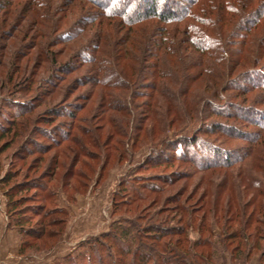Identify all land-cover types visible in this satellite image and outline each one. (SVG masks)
<instances>
[{"label":"rangeland","instance_id":"obj_1","mask_svg":"<svg viewBox=\"0 0 264 264\" xmlns=\"http://www.w3.org/2000/svg\"><path fill=\"white\" fill-rule=\"evenodd\" d=\"M20 1L23 0H12L7 11L0 10V124L4 126L7 125L5 119L13 118L14 116L10 115H14L16 107H18L15 105L16 107L13 109L7 107V104L10 101H15L14 104L25 102L27 105L31 102L29 98L37 94L38 91L36 84L27 85L30 87L29 90L26 89L27 91H22L18 85L17 88L14 87L19 73L23 72L26 75L31 73L32 79L36 77L37 80L39 77H47L52 71L49 72L50 69H48L50 60L53 58L58 61L69 59L76 49L78 50L89 43L92 44L91 36H95L101 31V27H104L98 24L102 20L99 19V16H96L97 19L91 26L84 23V18L87 15L89 17L92 16L93 11H99L96 5L87 0H33L35 2L33 10H27L21 6V3L19 5ZM89 10L93 11L89 12ZM103 19L104 22L105 20L110 22L107 29L113 30V33H117L116 35L122 33L118 32L121 27L124 28L123 32L126 31L127 25L123 23L119 27L114 25L115 22L120 24L119 20L106 17ZM153 22L172 32V24H159L155 20ZM229 31L224 28V33L227 34ZM63 32L73 35L68 39L60 40L59 36ZM157 34L159 35V31ZM253 34L235 33L234 37L219 41L222 43V47H225L219 52L220 58H223L224 61L229 59L227 51L230 53L235 49L256 47L258 42H255V45L251 42ZM41 51H44L42 55ZM161 55L166 54L161 52ZM42 56L46 57L43 59ZM48 57H50L48 62L43 61ZM233 57L240 58L238 55ZM252 57L249 58L252 59ZM170 60L171 57L166 61ZM215 64L213 59L209 60L210 69ZM126 66V70H130L129 65L126 64ZM89 67V65H82L74 69L73 73L64 75V79L60 80L56 87V92L48 94L43 103L37 105L38 107L34 109L33 113L36 114L38 128L30 126V133H23V138L16 136L15 142H12L9 136L2 140V142L9 141L13 144L1 154L4 169L9 168L13 161V164H16L14 168H22V172H30L31 176L38 177L42 172L48 171L47 163L51 162L52 154L60 148L55 147L50 140L43 138L40 128L48 126L47 128L51 130L52 134L59 136L62 134L60 129L68 128V122L71 121V119L62 116L57 118L53 124L43 122L41 116L44 115L43 109L46 104L48 106L49 103L60 100L61 103H71L73 106L77 103L82 104L77 110L76 120L72 124H83L80 118H86L83 125L86 128L94 129L97 133L96 142L93 140L90 143L84 130H80L82 131L80 135L87 147L85 152L79 154L73 171L74 173L75 171L84 172L87 176L85 183L80 174L73 173L67 179L62 178L64 168L61 167L58 168L52 179H50V175L42 177L44 181L51 180L49 187L54 188L57 192L55 196L58 198V206L66 208L68 211V220L63 236L54 247L52 246L53 248H50L46 242L39 247V251L33 249L24 254L18 252L20 233L17 228L6 227V197L0 190V264H66L69 261L68 257L73 259L83 250L82 242L110 230L113 219L121 218L135 220L136 223H145L148 213L158 212L168 194L170 196L175 194L176 215L168 225L180 226L179 233L175 236L180 249H192L203 253L215 264H264V256H261V245L264 244L262 233L264 228V90L249 91L236 90L235 88L223 91L226 94V101H221L223 104L234 102L233 104L243 107L261 109L263 120L260 119L261 124L257 123V125L217 118L223 123L234 124L238 129H241V132H244L242 137L244 139L231 138L224 134L207 135L202 133L200 128L206 126L205 122H212L216 118L213 116L206 120L204 117L208 115V108L210 109L207 98L210 97L211 92L208 89L209 86L199 79L195 82L197 86L194 94L197 98L196 102L191 100L190 104L193 109L199 110V115L203 116L202 120L200 119L198 122V118L192 120L184 133L177 135L169 132L165 136L161 131L163 120L159 116L156 118L153 112L145 111L147 107L144 106V103L151 93L150 89L146 87L147 83L143 82L142 86L145 87L135 88L136 93L133 92L132 95L129 91L122 89L124 86L122 83H117L115 88L107 87L106 89L99 84L87 83L81 86L73 84L79 83V79L85 75ZM15 68L17 71L13 73ZM131 72L132 70H130ZM11 76L14 78L11 79ZM70 84L72 89L76 88L74 86L77 88L70 89L72 91L65 94L64 91ZM93 89L94 97L86 100V93ZM108 93H111L112 98L124 102L129 113L127 119L125 118L122 122L126 132L125 137H122L124 143L121 150L125 151L123 157H120L116 150L112 151L115 141L121 140V138L115 137V135L107 136V130L110 128L107 122L111 115L118 119L119 123L124 118L120 111L104 109L106 106V103L103 102L104 97L111 98L110 95H107ZM230 96L231 99H229ZM101 102L103 104L100 105ZM160 102L162 101L160 100ZM160 102L157 100L155 103L157 107L153 108L157 112L165 111L164 104H160ZM194 114L190 111L188 117L192 118ZM99 116L100 118H98ZM170 116L172 114L169 115V118H171ZM97 124L100 127L95 129ZM151 124L153 129L150 130ZM57 128L60 131H57ZM72 132L77 134L76 128L72 129ZM197 134L199 138L207 142L208 146L205 147L201 144L195 146L193 150L196 154L194 156L189 153L183 160L174 155V147H172V151L165 150V148L173 146L172 144L181 138V135L192 137ZM27 136L28 139L23 144L22 141ZM105 138L109 142L108 146H104ZM161 139L164 142L163 146L165 145V152L162 150L164 155L160 158L168 156L172 161L157 167L150 162L151 157H154L150 156V153L155 148L162 146ZM17 141L20 142L16 143ZM32 141L37 144H31ZM27 143H30L28 146L34 149H38L41 145L44 147L48 143L49 147L45 148V153H36L21 161L14 155H18L20 152L25 153L23 148H18L21 144L27 146ZM218 149L230 159H219L218 161L219 157H211L213 151ZM107 152L110 154L108 155ZM40 156L43 158L37 163L36 160H40ZM134 174L150 176L151 178L147 177L145 181L163 186L164 190L159 193V197L154 193H149L148 198L138 199L133 204L124 205L113 211L115 200L118 202V200L127 197L124 195L126 191L120 190L123 187H120L119 181L128 180ZM168 176L172 177L171 183H163L164 178ZM146 189H143L142 192L144 190L146 192ZM34 192L36 191H30V196L24 201L25 205L28 204L26 206L35 208L44 202L48 208L53 205L42 199L43 191L41 189L38 191L37 199L33 197ZM172 205L174 206V203L171 202L164 204L168 208H165L163 213L168 212L169 206ZM29 213L33 221L39 218L36 213ZM95 263L94 260L92 263L76 262L75 264Z\"/></svg>","mask_w":264,"mask_h":264},{"label":"trees","instance_id":"obj_2","mask_svg":"<svg viewBox=\"0 0 264 264\" xmlns=\"http://www.w3.org/2000/svg\"><path fill=\"white\" fill-rule=\"evenodd\" d=\"M11 1L0 0V10H6ZM87 1L96 5L100 12L89 10V12L93 11L92 16L88 17L87 15L84 18V23L91 26L97 19L96 16H99V19L102 20L98 24L104 26L101 27L99 33L91 36L90 42L92 44L89 43L78 50L76 49L69 59L63 61H58L56 58L50 60V57L43 60L45 62L50 60L48 69H50L49 72L52 71L47 77H39L38 80L35 77V80L32 79L31 73L28 75L23 72L22 74L19 73L14 87L18 85L22 91H25L26 89L29 90L30 87L28 86L36 84L37 94L29 98L31 102L27 105L25 102L14 104L15 101H10L7 107L14 109L15 105L18 106L14 115H10L14 117L5 119L7 125L0 124V190L6 197L7 227L17 228L20 233L18 252L21 254L33 249L39 251V247L46 242L50 245V248L54 247L61 240L68 220V211L66 208L58 206V198L55 196L57 192L54 188L49 187L51 180L44 181L43 178L50 175V179H52L59 167L64 168L62 178L67 179L70 177L74 173L73 167L79 159V154L85 152L87 147L82 135H80L82 132L80 130H84L90 143L93 140L96 142L95 136L97 133L94 129L86 128L83 125L86 118H80L83 124H72L73 121L75 122L77 110L80 109L79 107L82 104L77 103L73 106L71 103H61L60 100L49 103L48 106L46 104L43 109L44 115L41 116V120L47 124H53L57 118L62 116L71 119L68 122L69 127L65 128L66 130L60 127V130H62L60 133L62 134L59 136L58 134H52L51 130L47 128L48 126L40 128L43 138L50 140L55 147H60L57 152L52 154L51 162L47 163V172H42L40 176L33 177L30 172H22V168H14L16 164H13V161L10 163L9 168L4 169L1 154L12 147V142L16 141V136L23 138V133L29 134L31 131L30 126L33 125L38 128L36 114L33 113L34 109L38 107L37 105L43 103L48 94L56 92L60 80L64 79V75L73 73L74 69L82 65L90 66L85 75L79 79V83H73L78 86L90 83L99 84L106 89L107 87L115 88L117 83H122L124 85L122 89L129 91L132 95L133 92L136 93L135 88L145 87L142 86L143 82L147 83L146 87L150 89L151 93L148 96L145 95L148 98L144 103V106L147 107L145 111L153 112L156 118L159 116L163 120L161 131L165 136L169 132L177 135L178 133H184V130L189 128L187 126L191 124L192 120H197V118V122L200 119L202 120V114L199 115V110L196 111L190 104L191 100L196 102L195 99L197 98L194 94L197 86L195 82L199 79H202L201 81L209 86L208 89L211 92L210 97L207 98L210 109L208 108V115L204 117L206 120L213 116L216 118L212 122L204 123L206 126L200 128L202 133L207 135L224 134L227 137L244 139L242 138L244 132H241V129H238L234 124L223 123L217 118L247 122L251 125L261 124L259 120H263L261 109L257 107H243L233 104L234 102L223 104L221 101H226L224 90L235 88L236 90L249 91L254 89L264 90V0ZM20 3L27 10H33L32 7L35 2L33 0H23L19 2V5ZM103 17L119 20L120 24L115 22L114 25L119 27L123 23L127 25V28L125 27L126 31L123 32L124 28L121 27L118 32L119 34L122 33L116 35L117 33H113V30L107 29L110 22H106V20L104 22ZM153 20L158 21L159 24H172V32L164 26H158L157 24L156 26ZM224 28L230 31L226 34ZM83 31L86 30L83 29ZM158 31L159 35L157 34ZM243 32L254 33L251 42L253 44L258 42V45L250 49H235L230 53L227 51L229 59L227 58L225 61L220 58L219 52L224 50L225 47H222V43L219 41L234 37L235 33L242 34ZM72 35L63 32L59 39L65 40L72 37ZM189 51H191L190 54H188ZM43 52L41 51V55ZM161 52L166 55H161ZM234 55H238L240 58H235ZM250 56H253L252 59L249 58ZM42 57L44 59L46 56ZM112 57L113 59H111ZM170 57L171 60L166 61ZM212 59L216 64L210 69L211 65L209 68L208 63ZM220 63L224 64L220 65ZM126 64L132 70L131 73L130 70H126ZM16 71L17 68L14 69L13 73ZM12 78L14 77L11 76ZM74 87L77 88V86ZM70 89H72L71 84L68 85L64 93L74 90ZM93 97L94 89L86 93L85 99L90 100ZM229 99H231V96ZM21 100L24 101V99ZM157 100L159 102L161 100L160 104H164V112L155 110ZM103 102L106 103L104 109L120 111L124 116L120 123L112 115L107 122L110 127L107 130V136L115 135V137L121 138V140L117 139L115 141L112 151L115 152L116 150L120 157H123L125 151L121 150L124 143L122 137H125L126 132L123 129L122 122L127 115L129 116V113L125 108V104H123L124 102L115 98H106L105 96ZM190 111L195 113L192 118L188 117ZM168 114H172L171 118ZM98 127L100 126L97 124L95 129ZM74 128H76L77 134L72 132ZM151 129H153L152 124L150 125ZM60 130L57 128V131ZM6 136H9L12 142H2ZM27 139L28 136L22 141L23 144ZM103 141L104 146L109 145L107 138ZM64 142L66 143L63 145ZM160 142L162 143L161 147H154L155 149L153 148L154 150L150 151V156H154L151 157L150 162L157 167L172 161L168 156L160 158L164 155L166 149L172 151V147H174V155L184 160L189 153L192 156L196 154L193 150L195 146H199V144L205 147L208 146L207 142L199 138L198 134L192 137L181 135V138H178L170 148L163 146L162 139ZM30 143L37 144L33 141ZM30 143H27V146L21 144L18 149L23 148L25 153L20 152L18 155L14 153V156L23 161L33 154L45 153V148L49 147L48 143L44 147L41 145L38 149H34L28 146ZM107 154L109 155L110 152H107ZM42 156H40V160H36L37 163L42 160ZM211 157H219L218 161L219 159H230L220 149L214 150ZM82 173L75 171L74 174H80L85 183L87 176L84 172ZM147 177L150 176L134 174L128 180L122 179L119 181L120 187H123L120 190H125L124 195L127 197L118 200V202L113 201V211L124 205L133 204L138 199L144 200L150 196L149 193H154L159 197V193L164 190V187L153 182H146ZM171 181L172 177L168 176L164 178L163 183L170 184ZM64 184L67 183L64 182ZM145 188H147V191L142 192ZM40 189L43 191L42 199L51 202L53 205L48 208L44 202L45 204H40L35 208L26 206L28 204L25 205L24 201L30 196V191H36L33 197L37 199ZM174 198L175 194L171 196L168 194L165 199L167 202L164 201L163 203L171 202L174 203V206H169L168 212L164 214V209L168 207L162 203L158 212L148 213L145 223H136L135 220L121 218L113 219L110 230L82 242L83 250L77 256H72L73 259L68 257L67 259L70 262L68 261L66 264H75L76 262L92 263L94 260L96 261L95 264H215L203 253L192 249L183 250L179 248L175 236L179 233L180 226L168 225L176 215ZM163 206L164 208H162ZM29 212L36 213L39 218L33 221ZM154 218L156 219L154 220ZM262 233L264 239V228ZM261 256H264V244L261 245Z\"/></svg>","mask_w":264,"mask_h":264},{"label":"crops","instance_id":"obj_3","mask_svg":"<svg viewBox=\"0 0 264 264\" xmlns=\"http://www.w3.org/2000/svg\"><path fill=\"white\" fill-rule=\"evenodd\" d=\"M6 227H7V225H6ZM6 227H5V228H6Z\"/></svg>","mask_w":264,"mask_h":264}]
</instances>
